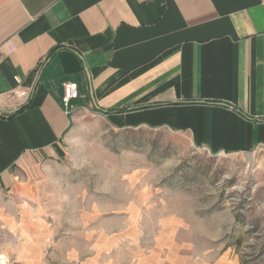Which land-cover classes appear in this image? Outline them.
<instances>
[{
    "label": "crops",
    "instance_id": "0c3cea01",
    "mask_svg": "<svg viewBox=\"0 0 264 264\" xmlns=\"http://www.w3.org/2000/svg\"><path fill=\"white\" fill-rule=\"evenodd\" d=\"M91 108L210 150L264 148V0H0V185L59 158Z\"/></svg>",
    "mask_w": 264,
    "mask_h": 264
},
{
    "label": "rangeland",
    "instance_id": "374dc122",
    "mask_svg": "<svg viewBox=\"0 0 264 264\" xmlns=\"http://www.w3.org/2000/svg\"><path fill=\"white\" fill-rule=\"evenodd\" d=\"M71 124L59 158L0 185V264H264V148L210 150L92 108Z\"/></svg>",
    "mask_w": 264,
    "mask_h": 264
},
{
    "label": "built area",
    "instance_id": "2783aa9c",
    "mask_svg": "<svg viewBox=\"0 0 264 264\" xmlns=\"http://www.w3.org/2000/svg\"><path fill=\"white\" fill-rule=\"evenodd\" d=\"M28 95H29V91L26 90H23L18 94V96H22V97L24 96L28 97ZM78 96H79L78 85L76 81L64 83L62 102L66 110L71 111L72 109L71 101L74 100V98H77Z\"/></svg>",
    "mask_w": 264,
    "mask_h": 264
},
{
    "label": "trees",
    "instance_id": "16d2710c",
    "mask_svg": "<svg viewBox=\"0 0 264 264\" xmlns=\"http://www.w3.org/2000/svg\"><path fill=\"white\" fill-rule=\"evenodd\" d=\"M22 108H20V110H21Z\"/></svg>",
    "mask_w": 264,
    "mask_h": 264
},
{
    "label": "bare ground",
    "instance_id": "6f19581e",
    "mask_svg": "<svg viewBox=\"0 0 264 264\" xmlns=\"http://www.w3.org/2000/svg\"><path fill=\"white\" fill-rule=\"evenodd\" d=\"M0 258H1V256H0Z\"/></svg>",
    "mask_w": 264,
    "mask_h": 264
}]
</instances>
